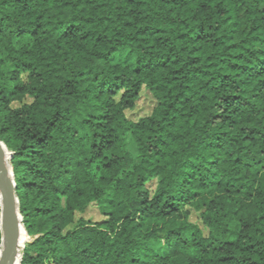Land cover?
<instances>
[{
    "label": "trees",
    "instance_id": "trees-1",
    "mask_svg": "<svg viewBox=\"0 0 264 264\" xmlns=\"http://www.w3.org/2000/svg\"><path fill=\"white\" fill-rule=\"evenodd\" d=\"M0 141L19 264H264V0H0Z\"/></svg>",
    "mask_w": 264,
    "mask_h": 264
},
{
    "label": "water",
    "instance_id": "water-1",
    "mask_svg": "<svg viewBox=\"0 0 264 264\" xmlns=\"http://www.w3.org/2000/svg\"><path fill=\"white\" fill-rule=\"evenodd\" d=\"M10 158L11 155L0 141V264H19L23 245H20V239L22 235L27 237L18 210Z\"/></svg>",
    "mask_w": 264,
    "mask_h": 264
},
{
    "label": "rangeland",
    "instance_id": "rangeland-1",
    "mask_svg": "<svg viewBox=\"0 0 264 264\" xmlns=\"http://www.w3.org/2000/svg\"><path fill=\"white\" fill-rule=\"evenodd\" d=\"M114 62H124V63H128L129 62V57L127 55V52H121L119 53L115 59ZM154 106V100L151 98V96L149 94H147L145 91H143L141 93V98L140 100L137 102L136 107L133 111H128L127 112V116L128 118H130L131 120H138L142 117H145L147 115L150 114L152 108ZM128 149L132 151V147L131 145L128 146ZM85 219L91 220V221H100L102 219V216L99 215V213L97 212L95 207H90L85 214L83 215ZM193 220L195 222H197L196 218L193 217ZM32 239L29 237H26V240L24 242L28 243L31 242ZM24 244L22 245V247L20 248V252L24 247Z\"/></svg>",
    "mask_w": 264,
    "mask_h": 264
},
{
    "label": "bare ground",
    "instance_id": "bare-ground-1",
    "mask_svg": "<svg viewBox=\"0 0 264 264\" xmlns=\"http://www.w3.org/2000/svg\"><path fill=\"white\" fill-rule=\"evenodd\" d=\"M24 241H25V235H22L20 239V245L24 244Z\"/></svg>",
    "mask_w": 264,
    "mask_h": 264
}]
</instances>
